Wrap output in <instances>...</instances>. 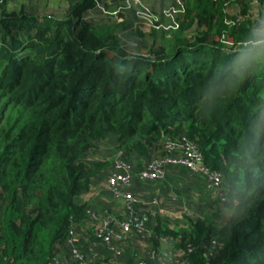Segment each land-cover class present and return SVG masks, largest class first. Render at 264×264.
I'll list each match as a JSON object with an SVG mask.
<instances>
[{
    "label": "trees",
    "instance_id": "obj_1",
    "mask_svg": "<svg viewBox=\"0 0 264 264\" xmlns=\"http://www.w3.org/2000/svg\"><path fill=\"white\" fill-rule=\"evenodd\" d=\"M165 1L151 10L168 26L162 12L175 4ZM66 2L57 18L31 10L29 0H0V264L62 256L69 231L91 222L79 198L114 158L136 174L167 155V142L183 141L221 177L202 215L154 218L145 249L131 245L132 234L119 241L128 259L91 233L84 264H158L164 253L185 264H264V135L256 131L264 67L235 89L210 92L264 17V0H190L176 29L146 32L134 7L88 21L93 0ZM126 31L148 49L128 51L118 37Z\"/></svg>",
    "mask_w": 264,
    "mask_h": 264
},
{
    "label": "built area",
    "instance_id": "obj_2",
    "mask_svg": "<svg viewBox=\"0 0 264 264\" xmlns=\"http://www.w3.org/2000/svg\"><path fill=\"white\" fill-rule=\"evenodd\" d=\"M93 1L94 9L97 10V8H99V10L106 14V10L100 7L99 4H102L101 2L103 1L110 0ZM173 1L175 7H171L162 12V15L171 22L168 26L157 24V22H159L158 16L153 14L151 9L142 5L139 0H123L125 7L116 9L113 16H117L119 10L134 7L136 8L135 16L138 19V26L139 24L148 23L150 26L148 30L151 28L162 29L164 31L170 29L174 30L178 27L176 17L182 14L184 10L181 0ZM165 149L167 152L165 157L147 163L136 174L132 173L131 165L128 162L119 158L115 159L112 164L111 171L107 177L108 190L113 197L124 200L126 203V213L124 218L119 222H104L102 225L98 226L94 235L100 240V244L114 257H118L122 254L119 241H122L123 237L129 236L130 234L138 239L151 237V230L147 227L145 220L134 210L136 205L135 198L127 191L132 180H137L142 183L159 181L163 178L168 167L181 166L191 173L201 175L205 183V188L208 191L218 187L220 184V175L202 166L201 156L193 145L184 141L179 144L167 142L165 144ZM87 213L91 218V223H96L98 220L97 215L90 209ZM79 242L80 233L77 229H71L68 233L66 244V257L56 256L50 260L49 264H84L85 256L78 247ZM188 252L191 253L192 249L189 248ZM94 254L95 253H93L92 256ZM136 264L143 263L138 262ZM158 264H185V261L174 256L172 253H164L163 257L158 260Z\"/></svg>",
    "mask_w": 264,
    "mask_h": 264
},
{
    "label": "crops",
    "instance_id": "obj_3",
    "mask_svg": "<svg viewBox=\"0 0 264 264\" xmlns=\"http://www.w3.org/2000/svg\"><path fill=\"white\" fill-rule=\"evenodd\" d=\"M156 1L158 2V0H155L154 7L156 6L157 8L158 4H156ZM119 20L120 19H118V21ZM108 175L109 173L106 177L101 178L98 182H95L91 190L85 194H82V196L79 198V202L87 204L89 209L93 211L98 217L96 223L93 224L90 221H86L81 226L79 233L83 240L81 244H78V247L82 251H88L87 239L89 238V234L94 233L98 226L102 225L104 222H119L125 216L126 203L122 199L113 197V195L109 192L107 186ZM189 179L199 181L198 183H200L202 188L201 190L204 191V196H206L208 202L210 191L205 188V183L202 179V176L191 173L184 167L172 166L166 169L163 178L159 181L142 183L137 180H132L127 191L136 200V205L134 207L135 212L141 215V217L145 220V223L149 225L156 217L171 223L180 220L182 217H188L191 219L200 217L204 208H200L199 211L191 210L184 203L187 201V196L184 195L183 201V195L181 196L180 193V187L183 188V186H187ZM173 208L179 210L172 211ZM149 225H147L148 228ZM149 238H145L144 240L149 241ZM132 240H134V242L131 245H137L139 248L141 246V248L145 249V245L149 244L146 242L144 244L142 239H138L135 236H132ZM93 247L99 254L106 255V252L102 246L94 245ZM127 249L128 247L124 248L122 251V255L125 259L132 257L127 252ZM62 256L66 257V252L63 253Z\"/></svg>",
    "mask_w": 264,
    "mask_h": 264
},
{
    "label": "rangeland",
    "instance_id": "obj_4",
    "mask_svg": "<svg viewBox=\"0 0 264 264\" xmlns=\"http://www.w3.org/2000/svg\"><path fill=\"white\" fill-rule=\"evenodd\" d=\"M24 1L27 2V0H9L11 5H15L16 3L20 4L21 2H24ZM73 1H76V0H73ZM147 2H149V4L148 3L147 4L150 6L151 9L153 10L156 9V6L154 7L155 0H147ZM101 3L102 4H99V6L108 12V11H111L110 10L111 7H113L114 10L119 9L122 6L123 0H110V1H103ZM107 3H109V5H107ZM169 3H170L169 0L165 1V5H168ZM181 3L183 6V10H185L186 7H189L190 0H181ZM29 7L30 8L32 7L31 10H36V9L40 10L38 12L39 15L49 14L57 18H61L65 15V12L67 9V2L66 0H29ZM119 14H120V10H119ZM107 17L108 15L104 14L101 10H99V8H97V10L90 11L86 19L88 21L90 20L98 21V20H105L107 19ZM114 17L116 16H113V18ZM116 21L120 23L122 19H120L119 21L118 19H116ZM149 27L150 26L148 23L139 24L138 26V28L142 30V32H146L149 29ZM187 34L193 35L192 31H190ZM118 37L121 39V41H124L125 48L130 52H133L136 50H140L144 52L146 49H148L147 47H149V43L147 42L146 39L140 38L135 34H130V31L129 32L126 31L123 33L121 32L118 34ZM111 155L112 153L109 156ZM114 159H117V157ZM198 182L199 181L197 180L195 181L194 179H189V181L187 182V186L185 185L183 186V188L180 187V193H181V196L183 195V201H184V195L187 196V201H185L184 203L191 210H195V211H199L200 208H204L207 204V199H206V196H204V191L201 190L202 188L200 186V183ZM178 210L179 209L173 208L172 211H178ZM195 216H199V215H195ZM142 242L145 244V242L148 243L149 241L142 239Z\"/></svg>",
    "mask_w": 264,
    "mask_h": 264
},
{
    "label": "clouds",
    "instance_id": "obj_5",
    "mask_svg": "<svg viewBox=\"0 0 264 264\" xmlns=\"http://www.w3.org/2000/svg\"><path fill=\"white\" fill-rule=\"evenodd\" d=\"M259 67H264V17L256 20L248 36L240 42L234 58L214 75L210 92L235 89ZM258 99L256 131L264 135V90L258 94Z\"/></svg>",
    "mask_w": 264,
    "mask_h": 264
}]
</instances>
